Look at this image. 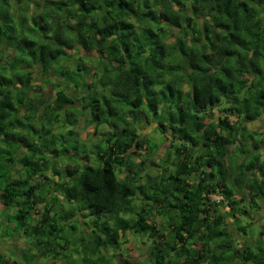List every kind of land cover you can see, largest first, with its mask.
<instances>
[{
  "label": "trees",
  "instance_id": "obj_1",
  "mask_svg": "<svg viewBox=\"0 0 264 264\" xmlns=\"http://www.w3.org/2000/svg\"><path fill=\"white\" fill-rule=\"evenodd\" d=\"M0 65V202L48 253L60 194L98 252L133 231L151 264H264V0H0ZM81 118L107 136L79 161L54 137Z\"/></svg>",
  "mask_w": 264,
  "mask_h": 264
},
{
  "label": "rangeland",
  "instance_id": "obj_2",
  "mask_svg": "<svg viewBox=\"0 0 264 264\" xmlns=\"http://www.w3.org/2000/svg\"><path fill=\"white\" fill-rule=\"evenodd\" d=\"M11 9L13 11V8ZM29 18L32 20V16L29 15ZM0 69L1 75L2 72L5 73V70H2L1 65ZM37 75L38 74L35 76ZM44 90L45 91L42 93L47 94L48 100L51 102L55 97L53 86L48 85ZM76 96H78V94ZM150 106L151 105L149 104L147 111H149ZM216 111L214 110L213 113H217ZM146 115L147 117L145 116L144 118V115L140 114L141 124L139 127V133L145 137L151 133L148 137L155 146L158 144L157 137L161 140L164 139V135L160 132L161 127H157L160 126V119L153 113L150 115L147 112ZM123 116L126 120L128 119L129 123L132 122L130 121V119H133L132 115L127 116V113H124ZM144 120H149L148 123L150 122V124H147ZM231 120L234 121L235 118L231 117ZM168 121L169 119H166V122H161L164 124L166 129H169ZM119 123H121V125L124 124L123 120ZM252 125V129L254 131L262 130L264 128V116H262L260 120L253 122ZM108 126L106 127L109 128ZM105 129H103V132L100 131V133L95 134L94 128L92 126H87L86 120L81 118L80 124L68 125L66 130L63 131V133L58 134V136H55L54 139L57 138L55 140L56 144H59L58 147L68 145L73 146V143L79 142V144H76L78 147L77 150H71V152L76 153L77 157L75 160L79 159L80 161L83 159L81 157L82 154L87 153L92 156V154L95 153V146L85 147L84 139L87 144L98 143L102 139L106 138L107 135L105 134ZM32 136H34V134H32ZM262 146L264 149V143ZM165 150L166 147L163 146L160 152H158V155L160 154L161 156ZM64 165V162L58 164L60 174H65ZM154 166L155 164H153V167ZM16 169H20L19 171H22L21 166H17ZM35 180L38 181L37 179ZM141 183H143V180H141ZM50 185L54 184L51 183ZM41 192L42 191L38 192L37 195H40ZM43 193H50L51 198L56 197L57 194L55 191H52L49 186L44 188ZM212 198L214 200H218L215 195L212 196ZM57 199L58 200H55L52 215L58 213L56 216V222L60 230L56 231L52 236V252L50 253L47 251V245H38L39 242L47 244L46 241H48V238L43 237L41 234L42 232L37 230V222L34 219L32 221L30 219V223H28L26 228L21 227L18 222V218L15 216V214L18 213L17 209H19V207L14 205L5 208L2 207V204L0 203V264H120L124 258L134 261L136 264H151L152 259L149 255V250L152 245L151 238L146 235H138L133 233V231H127L126 236L123 239H120L119 245L112 246L110 244V248L108 250L100 252L93 250L97 249V244L92 240L89 242V245L87 244L92 233L91 231H87V226L84 224L82 215L77 212V206L67 202L66 200H64L66 202L65 205L62 206L63 203L60 200V194H57ZM262 204V207L258 208L253 215L254 219L261 224L264 223V202H262ZM41 206H44V204H41ZM40 208L43 210L44 207ZM71 211H74L75 214L71 218L68 216L64 218V216L67 213L70 214ZM164 218L165 217L163 216L157 215L153 217V220L158 223V225H162ZM242 224L247 225V222L243 220ZM63 225L64 227L62 228ZM258 226L259 224L250 225L249 231L253 235H258L260 229ZM93 234L96 236L95 233ZM253 235H251V239L248 241L254 240L255 237ZM43 252L46 253L43 254Z\"/></svg>",
  "mask_w": 264,
  "mask_h": 264
},
{
  "label": "clouds",
  "instance_id": "obj_3",
  "mask_svg": "<svg viewBox=\"0 0 264 264\" xmlns=\"http://www.w3.org/2000/svg\"><path fill=\"white\" fill-rule=\"evenodd\" d=\"M212 196H214V195H212ZM215 196H216V198H218V200L221 199V198H219V197H221V196H217V195H215ZM218 200H217V201H218ZM0 203H1V202H0ZM2 207H4L3 204H2ZM133 233H134V232H133Z\"/></svg>",
  "mask_w": 264,
  "mask_h": 264
},
{
  "label": "built area",
  "instance_id": "obj_4",
  "mask_svg": "<svg viewBox=\"0 0 264 264\" xmlns=\"http://www.w3.org/2000/svg\"><path fill=\"white\" fill-rule=\"evenodd\" d=\"M219 198H221V197H219Z\"/></svg>",
  "mask_w": 264,
  "mask_h": 264
}]
</instances>
